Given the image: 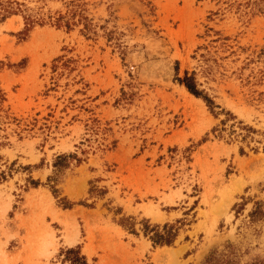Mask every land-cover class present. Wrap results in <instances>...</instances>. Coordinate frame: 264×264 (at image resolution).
<instances>
[{"label": "rangeland", "instance_id": "rangeland-1", "mask_svg": "<svg viewBox=\"0 0 264 264\" xmlns=\"http://www.w3.org/2000/svg\"><path fill=\"white\" fill-rule=\"evenodd\" d=\"M229 246L264 260V0H0V264Z\"/></svg>", "mask_w": 264, "mask_h": 264}, {"label": "trees", "instance_id": "trees-1", "mask_svg": "<svg viewBox=\"0 0 264 264\" xmlns=\"http://www.w3.org/2000/svg\"><path fill=\"white\" fill-rule=\"evenodd\" d=\"M185 84L187 86V88L197 94L198 92L195 90L194 85L189 82L188 78H185ZM259 210L253 211L252 214L256 213ZM166 227V225H165ZM169 234V233H168ZM164 235V233L162 232H158L157 230L155 231L154 235L151 237L153 242L156 244H169L172 239H173V234H169V235ZM229 250L227 253H217V252H213L211 253L206 259L204 264H235V260L233 259V256H235V253L233 251L232 246L228 247ZM219 257H224L221 258L219 260ZM74 264H86L85 260L83 261H79L77 260V262H75ZM249 264H264V260H255Z\"/></svg>", "mask_w": 264, "mask_h": 264}]
</instances>
